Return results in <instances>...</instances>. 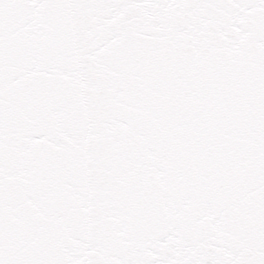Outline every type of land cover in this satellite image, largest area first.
Segmentation results:
<instances>
[{"label":"snow or ice","instance_id":"1","mask_svg":"<svg viewBox=\"0 0 264 264\" xmlns=\"http://www.w3.org/2000/svg\"><path fill=\"white\" fill-rule=\"evenodd\" d=\"M0 264H264V0H0Z\"/></svg>","mask_w":264,"mask_h":264}]
</instances>
